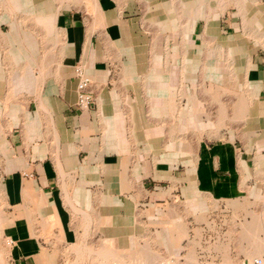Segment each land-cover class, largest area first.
<instances>
[{
    "label": "crops",
    "instance_id": "0c3cea01",
    "mask_svg": "<svg viewBox=\"0 0 264 264\" xmlns=\"http://www.w3.org/2000/svg\"><path fill=\"white\" fill-rule=\"evenodd\" d=\"M203 1L180 0V27L187 46L201 33L228 43L227 77L241 70L244 89L225 117L187 87L198 56L171 46V7L142 20L124 0H0V264H64L92 228L102 257H139L156 235L178 257H204L186 245L215 241L214 223L245 214L240 200L264 199V0H227L221 13ZM149 19L166 32L156 37ZM76 63L92 79L88 108L76 105ZM188 170L196 189L167 203L171 189L157 184L185 185Z\"/></svg>",
    "mask_w": 264,
    "mask_h": 264
},
{
    "label": "rangeland",
    "instance_id": "374dc122",
    "mask_svg": "<svg viewBox=\"0 0 264 264\" xmlns=\"http://www.w3.org/2000/svg\"><path fill=\"white\" fill-rule=\"evenodd\" d=\"M112 6L116 4H120L121 0H111ZM171 1V4H170ZM213 0H204V3L212 2ZM220 0H214L216 2V6L214 9L221 13L223 10L226 12L228 9L227 0H225L224 7L218 6ZM128 11L132 14H138L139 17L143 19L146 15L151 16V14L157 13L158 7H163L166 11L167 8L171 7V16L173 22H176V25L170 28V44L171 46H176L179 48L186 47L189 51H194V54L198 56L196 60H189L188 63V88H192L193 92L197 99L200 100V104L204 107V110L210 111L211 107L214 104H217L218 110L220 111V117L226 116V105L228 96L231 97L235 95L236 100L238 99L239 95H242V90L244 89L243 85V77L241 70L235 69V73L233 74V70L231 69V76L227 77V46L228 43L220 44L218 38L208 33H201L195 35L197 44H193L187 46L185 43L184 35L181 31L180 24L184 22V17H179L182 14L183 7L178 5L180 0H153V4L150 0H124ZM92 5V0H90V6ZM247 9H250V6H246ZM229 8H233V5ZM237 15V19L241 21L243 25V18L246 15L244 11L245 7L243 6H235ZM254 8H258L255 6ZM191 9V8H188ZM195 9V7H193ZM202 9L204 10V14L208 13L211 10V6L203 5ZM163 10V11H164ZM206 10V11H205ZM194 11V10H193ZM186 11V15H187ZM188 17V25H187V32L188 34L192 31L193 22H191ZM157 18V17H156ZM151 19V18H150ZM147 23L151 29L154 30V34L156 37H160L166 28L163 27V22L152 21ZM221 22L226 19V13L220 16ZM223 19V20H222ZM146 24V23H145ZM203 25V20L198 21L197 32L200 31ZM167 26V27H166ZM226 27V26H224ZM164 28V29H163ZM223 37L227 38V33L225 28H223L222 33L220 34ZM232 38V35H231ZM237 41V39H236ZM233 45V40L231 44ZM172 59L175 55H172ZM178 55H176L177 58ZM219 59L220 63H215L214 65L217 67L219 66L220 72L224 75V78L220 79L219 83L215 82L214 80L211 81L209 75V67L211 65V60ZM218 69V68H217ZM230 72V71H229ZM191 136V135H189ZM193 140V138H191ZM189 145L191 143L188 142ZM197 151L194 149H190L189 154L194 158ZM193 154V155H192ZM195 155V156H194ZM191 158V157H190ZM187 184H179L175 180L170 183H165V186H161L157 184V188H165L171 189V193L169 194L171 197L166 198L167 203H171L174 205L183 206L182 198L175 196L178 195L180 189L183 190H194L196 189V183L193 180V175L191 171H187L186 175ZM173 191H176L173 194ZM188 193V192H187ZM187 210L194 212V202H192L191 198H187ZM200 200V199H199ZM203 201L207 199H202ZM209 200V199H208ZM164 201V200H162ZM238 201L239 200H235ZM240 205H243L245 214L241 216V219H236L235 222L231 220L229 227H226L221 224V222L214 223V227L212 231H214V235H216V240L211 242L208 241L206 243H202L199 245H186L187 249H191V254L194 255V250L198 249L203 253L204 257H178L179 255L176 253L173 247L163 245L160 242L161 237L155 236L154 240H144L145 242H149L150 244L146 245H139L137 249V255L139 257H102V236L99 235L97 229H91L90 234L88 231H85L86 236H89L88 244L83 245H74L70 248L66 249V257L64 264H252L253 259L257 251V247H255L253 242H259L258 251L264 253V199H246L245 201L240 200ZM232 202V201H231ZM208 204V203H207ZM213 204V203H212ZM226 206H230L233 203H224ZM220 203V206L223 205ZM206 206V204H204ZM224 205V206H225ZM211 204H208L210 207ZM211 210V209H210ZM240 215H235L238 217ZM249 216V217H247ZM226 217V216H225ZM232 218L233 215H229L226 218ZM234 219V217H233ZM217 221V220H215ZM223 221V220H222ZM225 224L228 222L224 219ZM230 221V220H229ZM225 227L222 229L219 225ZM156 234V231H155ZM84 237V236H83ZM231 242V243H228ZM227 243V244H226ZM177 250V247L175 248ZM71 251H74L76 257H72L69 255ZM124 253V251H122ZM199 252V254H202ZM239 255H244L245 257H238Z\"/></svg>",
    "mask_w": 264,
    "mask_h": 264
},
{
    "label": "built area",
    "instance_id": "2783aa9c",
    "mask_svg": "<svg viewBox=\"0 0 264 264\" xmlns=\"http://www.w3.org/2000/svg\"><path fill=\"white\" fill-rule=\"evenodd\" d=\"M74 72L77 77L76 82V105L79 108H88L94 102V91L92 86V79L84 71L80 63L74 65ZM13 242V239H9ZM252 264H264V253L255 255L252 259Z\"/></svg>",
    "mask_w": 264,
    "mask_h": 264
},
{
    "label": "bare ground",
    "instance_id": "6f19581e",
    "mask_svg": "<svg viewBox=\"0 0 264 264\" xmlns=\"http://www.w3.org/2000/svg\"><path fill=\"white\" fill-rule=\"evenodd\" d=\"M205 11H206V10H205ZM206 15H207V14H206ZM214 15H215V14H214ZM252 245H254L255 247H257V251H256L255 254H262L261 252L258 251V248H259V246H260V245H259V242H253ZM251 260H252V259H250V262H251Z\"/></svg>",
    "mask_w": 264,
    "mask_h": 264
}]
</instances>
